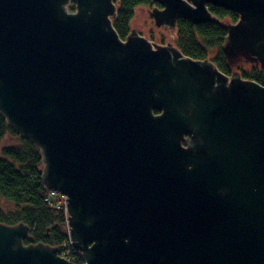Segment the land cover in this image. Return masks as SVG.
I'll use <instances>...</instances> for the list:
<instances>
[{
  "label": "water",
  "instance_id": "1",
  "mask_svg": "<svg viewBox=\"0 0 264 264\" xmlns=\"http://www.w3.org/2000/svg\"><path fill=\"white\" fill-rule=\"evenodd\" d=\"M116 1L0 0V114L66 197L71 245L83 264H264V80L122 40ZM150 2L157 27L232 11L224 55L264 77V0ZM24 240L0 222V264H73Z\"/></svg>",
  "mask_w": 264,
  "mask_h": 264
},
{
  "label": "trees",
  "instance_id": "2",
  "mask_svg": "<svg viewBox=\"0 0 264 264\" xmlns=\"http://www.w3.org/2000/svg\"><path fill=\"white\" fill-rule=\"evenodd\" d=\"M151 4L150 0H117V14L113 27L124 40L130 32L134 10L137 6ZM215 22L193 25L184 19L176 24L175 46L181 53L194 60H211L224 75L230 74L229 62L224 55L223 45L227 35V18L235 23L238 16L232 11L208 5ZM71 11H74L72 4ZM229 63V64H228ZM243 79L263 84L261 69L254 66L241 70ZM42 162L39 149L27 139L20 137L6 123L0 114V201L12 205L7 213L0 211V222L7 225L23 223L29 227L35 242L60 246L68 240L65 214L62 207H56L51 191L41 183ZM79 259L78 255H75Z\"/></svg>",
  "mask_w": 264,
  "mask_h": 264
},
{
  "label": "rangeland",
  "instance_id": "3",
  "mask_svg": "<svg viewBox=\"0 0 264 264\" xmlns=\"http://www.w3.org/2000/svg\"><path fill=\"white\" fill-rule=\"evenodd\" d=\"M74 6L73 2H69L65 8L68 12H74L71 11V6ZM154 9H162V6L156 3H151L149 5H144V6H137L134 10V15L132 18V21L130 23V32L132 31L136 32L138 35L142 36L144 39L148 40L150 43L157 44V45H167V44H174V40L176 38V26L175 27H168V26H160L157 27L156 24L154 23V19L151 16V13ZM223 25H229L233 24L230 22L227 18H224L222 20ZM176 47V46H175ZM229 62V61H228ZM230 63V64H229ZM229 69H230V74L226 75L227 77H231L233 74H239L241 76V70L248 71L254 66H257L261 69L260 65L255 64L253 62L246 61L245 59H237L234 60L233 62H229ZM54 198L56 200V207H62L65 214L68 217V214L66 212V200L65 203L61 202V198L59 195L56 193L51 192L49 195V199H46L49 203V200ZM66 198V197H65ZM12 208V205L5 202V201H0V211L2 213H7L8 210ZM66 227H68L66 223ZM60 249L65 251V253H70L69 249H67L66 243H62L60 246ZM81 260L83 259L82 255H79ZM85 261V260H84Z\"/></svg>",
  "mask_w": 264,
  "mask_h": 264
},
{
  "label": "flooded vegetation",
  "instance_id": "4",
  "mask_svg": "<svg viewBox=\"0 0 264 264\" xmlns=\"http://www.w3.org/2000/svg\"><path fill=\"white\" fill-rule=\"evenodd\" d=\"M66 223H67V220H66ZM29 235H30V231H29ZM31 236V235H30ZM67 236H68V240L66 242V246H67V249H69L71 255L69 253H65V251L61 250L59 246H51V245H48V246H51V247H57L59 252H58V256L65 259L66 261H69L73 264H83L85 261L84 260H81L80 257L79 259L75 257V255H81L82 253L78 250H76L75 248H73V246L71 245V240H70V237L68 235V227H67ZM32 238V241L29 242L28 240H24L23 243L25 245H28V244H39V242H35L33 236H31ZM42 244V243H40ZM42 245H46V244H42ZM68 257V258H66Z\"/></svg>",
  "mask_w": 264,
  "mask_h": 264
},
{
  "label": "built area",
  "instance_id": "5",
  "mask_svg": "<svg viewBox=\"0 0 264 264\" xmlns=\"http://www.w3.org/2000/svg\"><path fill=\"white\" fill-rule=\"evenodd\" d=\"M51 192L56 193L57 195H59L60 198H61V202L65 203L66 198H65L64 195H62V194H60V193H58V192H55V191H51ZM66 258H68V257H66Z\"/></svg>",
  "mask_w": 264,
  "mask_h": 264
}]
</instances>
